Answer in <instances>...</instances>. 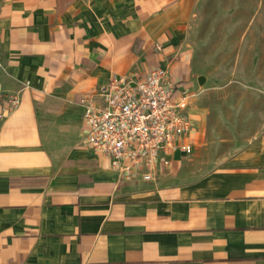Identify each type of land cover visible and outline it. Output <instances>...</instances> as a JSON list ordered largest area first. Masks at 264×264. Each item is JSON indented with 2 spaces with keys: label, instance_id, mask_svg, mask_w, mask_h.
<instances>
[{
  "label": "crops",
  "instance_id": "0c3cea01",
  "mask_svg": "<svg viewBox=\"0 0 264 264\" xmlns=\"http://www.w3.org/2000/svg\"><path fill=\"white\" fill-rule=\"evenodd\" d=\"M176 1L0 0L1 85L20 98L0 123V264H264V0L218 26L251 68L200 107ZM158 67L196 131L155 182L121 185L81 143L80 101Z\"/></svg>",
  "mask_w": 264,
  "mask_h": 264
},
{
  "label": "built area",
  "instance_id": "2783aa9c",
  "mask_svg": "<svg viewBox=\"0 0 264 264\" xmlns=\"http://www.w3.org/2000/svg\"><path fill=\"white\" fill-rule=\"evenodd\" d=\"M0 60V123L20 106L17 94L3 91ZM193 96L183 93L166 68L146 75L113 77L99 88L97 100L82 99V145L109 160L119 183L155 182L166 158L187 151L196 131L189 113Z\"/></svg>",
  "mask_w": 264,
  "mask_h": 264
},
{
  "label": "rangeland",
  "instance_id": "374dc122",
  "mask_svg": "<svg viewBox=\"0 0 264 264\" xmlns=\"http://www.w3.org/2000/svg\"><path fill=\"white\" fill-rule=\"evenodd\" d=\"M183 1L184 8H182ZM255 3V1L250 2V5ZM238 4H241L239 0H178L173 4L174 7L171 6L177 11L175 17L183 16L189 9L191 13V20L186 28L188 36L184 42L180 40V43L189 44L191 47L193 80L200 78L205 84L201 87L202 95L196 107H200V101L204 100L206 93L211 90L239 86L241 82L235 80L236 73L239 72L238 68L243 72L247 67L251 68V65L238 66L235 62L231 63L234 54L231 59L230 53L234 50L237 40H241L244 34H231L228 31H221L218 27L229 24L230 15L236 12ZM167 8L168 6L164 10ZM171 20L173 19L170 15L164 20V24H168ZM178 36L181 37V34ZM218 77L221 80H218ZM206 105L208 107L209 104Z\"/></svg>",
  "mask_w": 264,
  "mask_h": 264
}]
</instances>
